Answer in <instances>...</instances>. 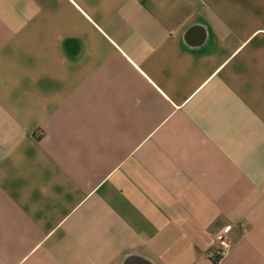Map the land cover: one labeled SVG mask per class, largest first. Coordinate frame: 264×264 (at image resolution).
Masks as SVG:
<instances>
[{
  "label": "crops",
  "instance_id": "0c3cea01",
  "mask_svg": "<svg viewBox=\"0 0 264 264\" xmlns=\"http://www.w3.org/2000/svg\"><path fill=\"white\" fill-rule=\"evenodd\" d=\"M131 257L264 264V0H0V264Z\"/></svg>",
  "mask_w": 264,
  "mask_h": 264
},
{
  "label": "built area",
  "instance_id": "2783aa9c",
  "mask_svg": "<svg viewBox=\"0 0 264 264\" xmlns=\"http://www.w3.org/2000/svg\"><path fill=\"white\" fill-rule=\"evenodd\" d=\"M219 245L215 251L216 256L218 259L223 258L231 248V239L229 237V228L226 227L220 232L218 237Z\"/></svg>",
  "mask_w": 264,
  "mask_h": 264
},
{
  "label": "water",
  "instance_id": "95a60500",
  "mask_svg": "<svg viewBox=\"0 0 264 264\" xmlns=\"http://www.w3.org/2000/svg\"><path fill=\"white\" fill-rule=\"evenodd\" d=\"M132 259H133V257L129 258V259L127 260V264H129V262H130Z\"/></svg>",
  "mask_w": 264,
  "mask_h": 264
}]
</instances>
